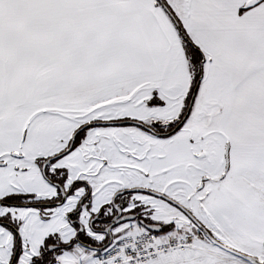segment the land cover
<instances>
[{
  "label": "snow or ice",
  "instance_id": "6c2138e0",
  "mask_svg": "<svg viewBox=\"0 0 264 264\" xmlns=\"http://www.w3.org/2000/svg\"><path fill=\"white\" fill-rule=\"evenodd\" d=\"M0 264H264V0H0Z\"/></svg>",
  "mask_w": 264,
  "mask_h": 264
}]
</instances>
